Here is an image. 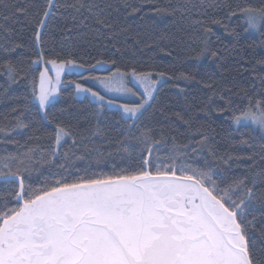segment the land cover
Returning a JSON list of instances; mask_svg holds the SVG:
<instances>
[{
	"label": "trees",
	"instance_id": "16d2710c",
	"mask_svg": "<svg viewBox=\"0 0 264 264\" xmlns=\"http://www.w3.org/2000/svg\"><path fill=\"white\" fill-rule=\"evenodd\" d=\"M53 3L37 46L35 30L47 0H0V171H8L5 162L12 171L20 169L28 191L48 190L58 186L56 181L136 174L144 170L141 164L148 155L136 137L150 129L151 140L160 142L152 153L153 174L156 164L170 163L173 138L175 145L183 146L205 136L202 151L192 155L191 147L186 150L192 167L213 169L222 189L237 178L251 185L256 176L257 196L264 194V137L250 125L232 124L233 116L250 102H259L264 110V20L257 33L247 32L241 12L264 7V0ZM99 18L108 26L98 23ZM202 25L211 32L205 34ZM16 45L10 54L4 51ZM41 51L46 61L73 60L87 67L104 61L123 71H163L168 78L158 85L139 120L128 124L118 110L75 96L73 83L88 85L85 77L97 70L64 73L59 95L46 106L43 118L33 100L40 67L32 61ZM5 60L16 66L17 80H9ZM57 126L68 136L56 148ZM10 156L15 159L7 160ZM16 187L0 177V205L18 206ZM232 199L238 202V194ZM245 213L246 221L255 218L257 228L264 226V199ZM253 238L252 251L264 264V238L258 232Z\"/></svg>",
	"mask_w": 264,
	"mask_h": 264
},
{
	"label": "snow or ice",
	"instance_id": "6c2138e0",
	"mask_svg": "<svg viewBox=\"0 0 264 264\" xmlns=\"http://www.w3.org/2000/svg\"><path fill=\"white\" fill-rule=\"evenodd\" d=\"M54 7L53 0H47L35 30L37 46ZM241 12L249 28H257L264 20V7H248ZM97 22L108 26L103 18ZM211 23L219 24L220 21ZM202 26L205 34L211 32L210 27ZM16 47L19 46L4 51L10 54ZM39 59H43L42 51ZM45 63L54 66L56 75L55 78L48 76L49 70L45 68L40 73L39 85H33V98L38 101L40 110L46 108L50 97L56 93L61 71L68 66L85 67L73 60ZM101 63L106 62L97 61ZM3 66L9 80L19 78L11 60H5ZM116 74L124 75L119 69ZM131 74L143 88V98L136 105L119 106L122 119L128 124L143 115L148 98H153L157 81L166 76L163 71L156 72L157 79L153 80L151 71L137 72L135 69ZM181 75L190 79L186 74ZM85 79L99 80L107 91H132L124 89L122 81L114 82L111 77ZM114 83L117 86L114 87ZM75 88L97 101L105 99L80 83H76ZM113 103L107 101L109 106ZM242 120H250L264 128V110L259 102L256 105L250 102L233 116L236 123ZM18 126L23 127V124ZM66 135L68 132L57 126L56 143L59 145ZM136 139L148 152L141 164L144 170L79 183L56 181L58 186L48 190L28 191L22 171H12L10 164L5 162L3 168L8 171H0V177L17 186L14 196L18 206L0 205V264H259L252 251L253 234L258 232L264 238V226L257 228L255 218L244 219L245 209L264 199V194L258 197L255 190L257 177H252L251 185L247 179L237 178L222 189L213 179L217 174L213 169L192 167L187 162L189 153L186 150L191 147L192 155L202 151L207 146L205 136L183 146L175 145L173 138L174 154L167 157L170 163L156 164L153 174L150 170L152 153L160 142L151 140L150 129L141 131ZM181 147L185 151H181ZM6 159L10 161L15 157ZM237 194L238 202L232 199Z\"/></svg>",
	"mask_w": 264,
	"mask_h": 264
},
{
	"label": "rangeland",
	"instance_id": "374dc122",
	"mask_svg": "<svg viewBox=\"0 0 264 264\" xmlns=\"http://www.w3.org/2000/svg\"><path fill=\"white\" fill-rule=\"evenodd\" d=\"M242 16H243V19H244V22H245V25H246V27H245L246 31L250 32V33H257L258 30H259V26H260V23H261L262 20L258 23L257 28L252 29V28L248 27V25L246 23L245 16L243 14H242ZM35 60H38V57ZM45 61L46 60H44V59H39L38 62L34 64L35 67H40L39 74H38L37 86L39 85V81H40V73L45 68H47L49 70L47 72L48 76H51V77L55 78V75H56V71L54 69V66L51 63H47L46 64ZM47 61H50V60H47ZM56 62H57V64L60 63L58 61H56ZM101 62H104V61H101ZM76 64L80 65L79 63H76ZM94 65H96V67L92 68V69L97 70V72H95L93 75H90L88 77H101V78L111 77L114 82H121L122 81V87L124 89H131L132 91L131 92H128L126 90H123V91H107L105 89L104 85L101 84V82L99 80L86 79V81L88 82V85H84V84H82V85L84 87L92 89V91L99 92L101 95L104 96V98H105L104 101H97L96 98L92 97L90 94L78 92L76 90V88H75V84L76 83H73L74 94H75L76 97H87L91 101L97 102L98 104H101V105H103L106 108L118 110L121 113V115H123V113H122V109L119 107L120 105H125L126 104V105H129V106H132V105H136V104L141 102V100L143 98V96H142L143 88L140 86L139 82L132 76V74H131L132 71L120 70L121 73H124L123 77H121L119 74H116V70L117 69L112 68L111 65L109 63H107V62L106 63H101V64H97L96 63ZM90 68L91 67H87V66H85L84 68L68 66L63 71H61L60 72V82L56 85L57 91H56V93H54L50 97L48 104L50 102H52V101L57 99V97L59 95L60 88L62 86V78H63L64 73H70V72L81 73V72H84V71H86L87 69H90ZM152 73H153L152 79L156 80L157 79L156 72H152ZM167 78L168 77L166 75L163 79L158 80L156 88L158 87L159 84H161ZM115 86H117L116 83H114V87ZM156 88L153 89V95L155 93ZM132 93H135V95H133ZM33 100L38 105V101L35 100L34 98H33ZM108 100H112V101H114V103L111 106H109L107 104ZM151 100H152V98H148V103L145 105V108L149 105ZM254 105H256V104H254ZM38 107H39V105H38ZM45 110H46V108L44 110H40V113H41L43 118H46ZM238 114H236V115H238ZM232 124L235 127H238V126H241V125H250L255 130H257L259 132L260 136L264 137V128H261L258 124H254L250 120H247V121L242 120L240 123H236V122L233 121V118H232ZM67 136L68 135L62 137L59 145L65 140V138ZM59 145L55 141V147L57 148Z\"/></svg>",
	"mask_w": 264,
	"mask_h": 264
}]
</instances>
